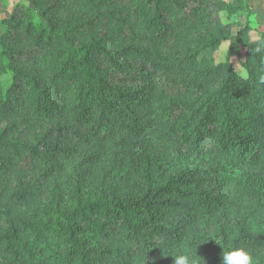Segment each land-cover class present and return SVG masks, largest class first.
I'll list each match as a JSON object with an SVG mask.
<instances>
[{
    "label": "trees",
    "instance_id": "trees-1",
    "mask_svg": "<svg viewBox=\"0 0 264 264\" xmlns=\"http://www.w3.org/2000/svg\"><path fill=\"white\" fill-rule=\"evenodd\" d=\"M0 11V264H173L181 249L221 264L231 247L264 264V19L252 28L247 0Z\"/></svg>",
    "mask_w": 264,
    "mask_h": 264
},
{
    "label": "clouds",
    "instance_id": "clouds-1",
    "mask_svg": "<svg viewBox=\"0 0 264 264\" xmlns=\"http://www.w3.org/2000/svg\"><path fill=\"white\" fill-rule=\"evenodd\" d=\"M232 19L235 20V17H233ZM249 20L252 23V28L255 30L257 25L254 21V17H249ZM252 38L257 41L258 44L256 48L257 52H260L262 49H264V36H261L259 32L253 31ZM229 46H230L229 43L220 44L219 54L221 60H223L225 55L228 53ZM234 67L238 69V75L240 79L242 80L248 79V72L246 68H244L239 63L235 64ZM9 83H10V74L7 71H5L2 75H0V86L7 87ZM258 84L264 85V74L259 75ZM170 256L173 257V264H196V261L193 260L191 253L185 252L183 251V249H181L178 254L170 255ZM201 260L203 262L202 258ZM221 264H255V262L253 256L244 247H231L228 248L227 250H222Z\"/></svg>",
    "mask_w": 264,
    "mask_h": 264
},
{
    "label": "rangeland",
    "instance_id": "rangeland-1",
    "mask_svg": "<svg viewBox=\"0 0 264 264\" xmlns=\"http://www.w3.org/2000/svg\"><path fill=\"white\" fill-rule=\"evenodd\" d=\"M249 6H251L254 15L252 17H254V21L256 22H262V20L264 19V0H247ZM4 13L2 11H0V17L3 15ZM258 28L260 30H264V24L260 23V25L258 26ZM226 43V42H224ZM218 55L219 54V50H218ZM232 62L235 66V64L238 63L237 57H232ZM238 71V69H236Z\"/></svg>",
    "mask_w": 264,
    "mask_h": 264
}]
</instances>
